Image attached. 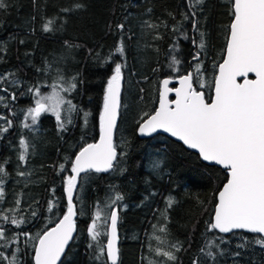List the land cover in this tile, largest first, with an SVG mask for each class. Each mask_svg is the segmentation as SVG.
Segmentation results:
<instances>
[{"label":"trees","instance_id":"16d2710c","mask_svg":"<svg viewBox=\"0 0 264 264\" xmlns=\"http://www.w3.org/2000/svg\"><path fill=\"white\" fill-rule=\"evenodd\" d=\"M77 3L83 7L75 9ZM191 3L192 0H6V10L0 9V75L15 76L0 83V87L8 88V92H0L6 98L0 103V115L13 120V126L0 136V163L8 174L3 177L0 213L10 216L8 210L15 208L19 198L17 218H26L19 228L0 219L8 237L15 238L21 232L32 237L42 234L66 210L63 179L70 174L69 161L98 136L104 91L114 67L108 58L123 43V58L115 55L112 59L124 65L114 145L117 153L125 155L118 157L114 170L89 171L78 179L74 194L76 231L59 264H108L103 255L96 259V242L90 240L87 229L96 211L101 210L103 215L97 224L101 232H106L111 210L108 206L117 194L123 197L115 205L119 214L118 264H172L157 255L155 249L169 250L170 244L177 242L182 250L176 253L174 264H192L194 259L200 264H264V248L255 243L258 235L242 231L222 235L208 230L216 193L227 178L225 171L203 163L197 154L165 135L139 138L136 134L144 114H151L156 107L163 77L186 74L199 64L201 73L194 87L211 96L216 65L224 55L227 26L232 19L231 0H203L196 12L195 30L188 12ZM65 8L73 10L62 11ZM185 15L189 19L185 20ZM48 20L53 21V30L44 32L42 26ZM120 24L123 29L117 27ZM201 33L204 49L198 47ZM197 53L200 58L194 60ZM173 57L180 61L175 65L178 72L171 70ZM58 72L66 79L76 77L78 82L76 90L68 94L78 111L63 113L72 123L66 131H58L55 118L44 114L37 126L25 129L23 112L32 105L28 88L37 83L50 85ZM200 83L205 87L201 88ZM11 93L16 94L14 101ZM129 110L132 122L126 124L124 117ZM84 113H88L86 118ZM22 137L30 145L24 163L18 159ZM154 160L161 161L159 169L150 166ZM61 164L67 171L60 170ZM168 198L173 200L171 208L166 204ZM50 201L55 205L52 211H48ZM161 226L167 231L160 232ZM221 237L226 243H220ZM105 238L100 237V246ZM36 242L20 236L11 246L20 249L22 264H33ZM209 242L223 249L215 260L200 251ZM206 250L217 252L214 246Z\"/></svg>","mask_w":264,"mask_h":264},{"label":"snow or ice","instance_id":"6c2138e0","mask_svg":"<svg viewBox=\"0 0 264 264\" xmlns=\"http://www.w3.org/2000/svg\"><path fill=\"white\" fill-rule=\"evenodd\" d=\"M203 0H192L188 12L192 14V28H198L195 19L197 9ZM6 0H0V9L6 10ZM82 4H75L74 8H82ZM72 8L62 9L64 12ZM230 15L232 17L227 26V40L222 62L216 65V74L213 77L214 95L207 97L205 92L198 91L194 84L198 82L197 76L201 73V66L197 64L194 71H188L179 76L178 88H170V79L161 82L159 93V107L153 114L145 113L146 119L139 124V132L143 135L163 130L172 137H177L191 149L198 150L204 161L214 162L222 166L227 172V182L219 190L215 204L214 217L209 223V231L218 230L219 233H230L235 229H243L250 233L259 234L255 243L264 248V0H231ZM184 19H189L188 15ZM52 20L46 21L42 29L44 32L52 31ZM154 27L153 25H149ZM123 29L124 25H117ZM178 30V29H177ZM185 38H187L185 36ZM24 43L23 40L20 41ZM68 43L67 41L65 42ZM195 43V41H193ZM71 47V45H69ZM205 48L203 33L198 45ZM125 54L123 43L110 54L108 60L114 64L112 74L107 80L103 97V108L99 116L100 139L96 143H89L75 153L71 164L70 174L63 179L64 193L67 200L66 210L62 218L50 229L35 237L26 232L8 237L6 230L0 226V264H22L18 255L20 249L12 248L20 236L25 240H36L34 245L33 264H58L65 254V249L73 239L76 231L74 217L77 211L74 205V191L78 188V178L81 173L89 171L107 172L114 170L118 164V157L125 155L117 153L113 143V131L117 126V116L121 108V80L123 63L112 59L115 55L122 58ZM99 55V54H98ZM200 54L193 57L199 60ZM180 61L175 57L171 61V70L178 72L175 65ZM51 67V65H48ZM41 71V69H37ZM250 74L255 78H250ZM15 73L0 75V83L9 81ZM17 85L19 81H13ZM50 87V92L42 89ZM78 82L76 77L66 79L57 73L54 82L50 85L37 83L28 88L32 95V105L23 112L25 129H33L38 125L42 115L50 114L55 118L58 131H66L72 123L63 113L78 111L76 105L68 98V94L76 90ZM200 87L205 85L200 83ZM0 92H8V88L0 87ZM175 93V99L169 100V93ZM23 94V93H22ZM11 100L16 94L11 93ZM5 96H0V103L5 102ZM5 106H7L5 104ZM85 118L88 113H84ZM0 136L12 126L13 120L0 115ZM87 121L85 120V123ZM21 152L18 159L21 163L26 161L30 145L22 137L19 141ZM4 163H7L5 161ZM160 160L150 162L153 169H159ZM60 170L67 171L64 164ZM4 164L0 163V200L4 198V179L7 176ZM24 176V172H18ZM123 197L115 196L108 206L110 210V224L107 232H101L97 222L102 218V211L97 210L88 226V234L92 242H96L98 249L96 259L103 255L108 264H118L119 248L117 245L118 210L115 205ZM168 208L172 207L173 200H166ZM21 206L19 198L15 201V208L9 209L12 214L0 213V219L17 228L26 222V218H17V209ZM53 203L49 202L48 211H52ZM36 217L37 213L32 211ZM165 220L167 215H165ZM154 228L156 225L153 226ZM160 232H166L165 226ZM107 236L106 245L100 246V237ZM220 243H226L221 237ZM93 245L90 243L89 245ZM214 246L217 252L206 250ZM201 248V253L215 260L216 254H223L219 244ZM243 247V245H240ZM10 249V251H9ZM182 250L178 242L170 244L169 250L155 249L157 255L163 256L167 261L177 260L176 253ZM239 255V253H235ZM192 264H200L194 259Z\"/></svg>","mask_w":264,"mask_h":264},{"label":"water","instance_id":"95a60500","mask_svg":"<svg viewBox=\"0 0 264 264\" xmlns=\"http://www.w3.org/2000/svg\"><path fill=\"white\" fill-rule=\"evenodd\" d=\"M226 40H227V39H226ZM225 47H226V43H225ZM224 50H225V49H224ZM221 62H222V60H221ZM221 62H220V63H221ZM189 71H191V70H189ZM182 75H184V74H182ZM179 76H180V75H179ZM179 76H176V77H163V78L161 79V81H160V86H159V91H158V98H157V103H156V107H155V109L159 107V93H160V88H161V82H162L164 79H170L169 87H170V88H178V87H180V84H179ZM250 78H255V77H254V75L250 74ZM121 91H122V80H121ZM198 91H201V90H198ZM213 95H214V83H213V86H212L211 96H210V97H212ZM120 99H121V97H120ZM168 99H169V100H174V99H175V93H174V92L169 93ZM155 109H154V111H155ZM154 111H153L151 114H153ZM144 119H146V117H145ZM118 120H119V114H118V116H117V123H118ZM139 124H140V123H139ZM139 124H138L137 127H136V134H137V136H138L139 138H148V137H151V136H153V135H155V134H162V135H165V136L169 137L170 139H172V140H174V141L180 143L185 149H187V150H189V151H192V152H194L195 154H197L198 157H199V159H200V161H202L203 163H205V164H207V165H213V166L219 167V168H221L222 170H224L225 173H226V175H227L226 170H225L222 166H220V165H216L214 162L204 161V160L202 159V157L200 156L198 150L189 148L187 145H185V144H184L181 140H179L177 137H172L169 133H166V132H164L163 130H158L157 132H155V133H151V134H149V135H143V134H141V133L139 132ZM116 127H117V126H116ZM115 131H116V128H115L114 131H113V143H114V138H115ZM99 139H100V125H99V131H98V136H97V138H96L94 141L90 142V143H96V142L99 141ZM87 144H89V143H87ZM84 146H85V145H84ZM79 150H80V149H79ZM79 150H78V151H79ZM78 151H77V152H78ZM77 152H76V153H77ZM74 156H75V155H74ZM73 159H74V157H73ZM109 171H110V170H109ZM93 172H95V171H93ZM107 172H108V171H107ZM99 173H106V172H99ZM82 174H83V173H81V175H82ZM78 179H79V178H78ZM226 182H227V178H226V181H225L224 183H226ZM224 183L221 185V187L219 188V190L223 188ZM219 190L217 191L216 196H215V204H216V202H217V196H218ZM75 192H76V190L74 191V194H75ZM74 194H73V195H74ZM65 198H66V197H65ZM73 202H74V201H73ZM66 203H67V200H66ZM116 209H117V208H116ZM214 210H215V205H214V209H213V213H212V219H213V217H214ZM62 216H63V214H62L61 217H60V218H59V219H58L53 225H51L48 229L55 227V225L59 222V220L62 218ZM109 216H110V213H109ZM118 216H119V214H118ZM75 217H76V216H75ZM75 217H74V219H75ZM109 224H110V220L108 219L106 232L109 230V228H108V225H109ZM215 231L218 232V230H215ZM236 231H242V232H245V233H250V232H248V231H246V230H243V229H235V230H233L232 232H236ZM232 232H230V233H232ZM218 233H219V232H218ZM230 233H220V234H222V235H228V234H230ZM74 234H75V232L73 233V236H74ZM252 234H254V233H252ZM256 235H259V234H256ZM117 236H118L117 245H119V240H120V238H119L118 227H117ZM70 242H71V241H70ZM70 242H69V244H70ZM106 243H107V236H106V238H105L104 245H106ZM68 246H69V245H68ZM68 246L66 247L65 251L67 250ZM63 255H64V254H63ZM63 255H62V257H63ZM33 256H34V250H33V255H32V261H33ZM62 257H61V259H62ZM59 263H60V261H58V264H59Z\"/></svg>","mask_w":264,"mask_h":264},{"label":"rangeland","instance_id":"374dc122","mask_svg":"<svg viewBox=\"0 0 264 264\" xmlns=\"http://www.w3.org/2000/svg\"><path fill=\"white\" fill-rule=\"evenodd\" d=\"M44 92H50L51 91V89L50 88H48V89H44L43 90ZM128 98V97H127ZM131 110H129L128 112H127V114L125 115V117H124V123H126V124H128V123H130V122H132V116H131Z\"/></svg>","mask_w":264,"mask_h":264}]
</instances>
